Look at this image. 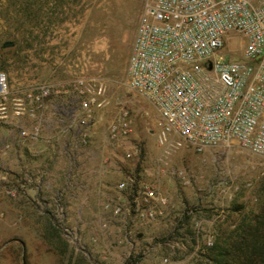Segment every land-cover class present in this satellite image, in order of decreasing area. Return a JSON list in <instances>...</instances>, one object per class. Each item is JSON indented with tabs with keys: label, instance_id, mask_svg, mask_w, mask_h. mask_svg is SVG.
Masks as SVG:
<instances>
[{
	"label": "rangeland",
	"instance_id": "1",
	"mask_svg": "<svg viewBox=\"0 0 264 264\" xmlns=\"http://www.w3.org/2000/svg\"><path fill=\"white\" fill-rule=\"evenodd\" d=\"M144 4L0 0V72L13 96L39 84L70 93L52 97L44 134L77 109L69 104L76 80L102 81L108 102L96 113L93 141L81 146L66 135L55 160L15 138L12 124L0 125V264H213L214 242L264 203V159L237 141L202 153L182 147L167 158L157 146L158 115L127 86ZM121 109L131 133L113 141L109 127ZM132 186L165 197V218L129 216Z\"/></svg>",
	"mask_w": 264,
	"mask_h": 264
},
{
	"label": "built area",
	"instance_id": "2",
	"mask_svg": "<svg viewBox=\"0 0 264 264\" xmlns=\"http://www.w3.org/2000/svg\"><path fill=\"white\" fill-rule=\"evenodd\" d=\"M127 86L155 109L157 146L166 158L182 147L202 153L237 141L264 159V0H145L127 60ZM73 92L63 103L75 101L77 109L61 114V131L87 146L96 113L108 104L106 87L83 77ZM68 94L39 84L13 96L0 72V125L10 123L15 138L37 143L52 97L67 100ZM130 133V113L121 109L109 139ZM133 205L141 222L152 223L165 218L168 201L144 187Z\"/></svg>",
	"mask_w": 264,
	"mask_h": 264
},
{
	"label": "trees",
	"instance_id": "3",
	"mask_svg": "<svg viewBox=\"0 0 264 264\" xmlns=\"http://www.w3.org/2000/svg\"><path fill=\"white\" fill-rule=\"evenodd\" d=\"M136 192L135 187L129 197L131 217L135 216L133 200ZM209 252L207 258L213 264H264V203L257 212L244 214L227 238L215 241ZM137 260L129 259L126 264Z\"/></svg>",
	"mask_w": 264,
	"mask_h": 264
},
{
	"label": "crops",
	"instance_id": "4",
	"mask_svg": "<svg viewBox=\"0 0 264 264\" xmlns=\"http://www.w3.org/2000/svg\"><path fill=\"white\" fill-rule=\"evenodd\" d=\"M94 134L95 131L93 129L90 139L91 142L94 139ZM64 136L66 135L61 131V128L55 130L53 127L52 132L49 131V134L43 133L42 140L34 144H29L34 146V151L40 153L46 160H55L61 157L62 142L64 143L66 140Z\"/></svg>",
	"mask_w": 264,
	"mask_h": 264
},
{
	"label": "water",
	"instance_id": "5",
	"mask_svg": "<svg viewBox=\"0 0 264 264\" xmlns=\"http://www.w3.org/2000/svg\"><path fill=\"white\" fill-rule=\"evenodd\" d=\"M10 46H12V43L5 44V47H10Z\"/></svg>",
	"mask_w": 264,
	"mask_h": 264
}]
</instances>
